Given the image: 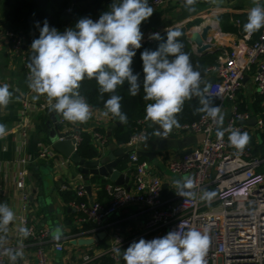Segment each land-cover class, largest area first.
Here are the masks:
<instances>
[{
  "label": "built area",
  "instance_id": "obj_1",
  "mask_svg": "<svg viewBox=\"0 0 264 264\" xmlns=\"http://www.w3.org/2000/svg\"><path fill=\"white\" fill-rule=\"evenodd\" d=\"M170 1L172 0H149V4L154 8H160ZM175 1L185 3V0ZM254 36V33H246L247 43L242 52L234 49L220 56L217 63L207 69L206 74L200 73L201 89H205L209 77H215V83L207 90L206 95L220 107L223 115L226 106L231 105V114L223 122V129L229 131H225L222 139L218 138L216 123L205 113L197 121L180 124L178 128L182 132L200 135L199 143L195 147L168 164L169 173L175 180L191 178L194 181V187L186 189L193 192V196L177 195V188L174 185L175 195L168 199L163 197L162 179L153 174L149 162L142 160L138 155V147L146 146L151 140L148 119H140L139 129L125 143L129 150L130 166L135 171L130 189L108 183L105 189L110 199L108 203H102L95 199L91 201L86 189L87 184L84 182L62 185V191L75 192L73 205L77 212L83 215V221L92 225L93 237L106 230L112 231L108 245H73L80 247L81 250L78 254L70 256L71 253H67L66 242L77 240L82 234L57 240L50 237L47 229L39 230L37 225L30 222L25 212L29 200L25 191L28 160L22 158L19 161L21 168L17 173L16 187L24 211L15 215L16 235L19 239L30 238L33 241L31 245L5 246L1 241L3 231H0V264H7L9 250L22 253V256L18 257L19 264H27L25 255L30 250L34 252L36 264H62L50 261L47 252L49 247L56 253L70 256L68 263L65 264H101L104 257L111 258L115 264H126L123 252L134 239L138 240L148 235H151L152 239L159 238L175 230L183 234L192 228L201 232L207 231L210 237L205 257L206 264H264V153L259 148L263 145L261 138L264 137V117L252 115L249 111H240L237 102L238 94L245 84L243 82L251 74L255 91L259 95H264V27L257 38L254 39ZM3 39L10 42L15 53L23 52L27 46L25 37L10 30H0V40ZM155 41L157 40L147 37L143 43ZM20 102L22 115L32 111L33 103L29 99L22 98ZM87 103L92 111L90 119L95 118L98 108ZM253 117H256L255 125L239 123L240 120L249 121ZM89 120L86 123L68 124L67 120L62 119L60 125L63 131H60V139L72 137L78 148L83 141L82 133ZM230 130L248 133L250 140L242 151L230 144L228 138ZM91 136L98 150L102 151L105 140L101 132L95 129ZM54 155L56 154L51 145H44L40 152L42 158ZM205 190L216 193L210 202L200 198ZM4 194L5 187L0 182V204ZM135 204L143 205L146 214L143 233L132 236L122 229L119 221L109 219L120 210ZM21 227L29 230L27 237L20 234ZM117 248L120 249V255L114 251Z\"/></svg>",
  "mask_w": 264,
  "mask_h": 264
},
{
  "label": "clouds",
  "instance_id": "obj_2",
  "mask_svg": "<svg viewBox=\"0 0 264 264\" xmlns=\"http://www.w3.org/2000/svg\"><path fill=\"white\" fill-rule=\"evenodd\" d=\"M216 4L218 0H209ZM197 0H185V8L195 12ZM253 7L248 11L244 31L254 33L264 27V6L260 0H252ZM154 9L149 0H113L110 10L103 12L99 19L81 18L75 28L63 33L49 27L47 21L40 28L39 38L31 44L33 55L27 67L29 69L28 87L37 95L47 97L50 110L72 123H86L92 111L78 89L85 79H95L99 85L101 97L113 93L105 102V117L111 114L126 122L127 116L121 111V96L114 94L118 86L127 82L129 93L133 96L144 91L143 99L153 101L146 105V117L163 130L166 135L173 127L179 128L177 115L182 111L185 100L193 96L199 98L201 107L196 111L205 113L217 125V137L223 138L224 115L218 105L206 95L207 88L201 89V74L194 70L190 57L182 51L183 44L178 37L179 30L166 29V39L159 33L150 35V39L163 40L155 50L145 49L141 53L144 78L140 82L139 74L131 67L136 49H140L143 39L141 24L153 15ZM171 58V59H170ZM13 93L9 85H0V108L7 107ZM8 134L6 126L0 123V139ZM229 142L242 151L250 137L247 132L230 130ZM177 195L193 196L186 191L194 187V181L186 178L175 180ZM215 192L203 191L202 200L211 201ZM15 214L7 204H0V231L14 220ZM23 237L29 235L26 227L19 229ZM55 239H59L56 236ZM210 245L207 231L192 228L181 234L179 230L170 231L165 236L138 242H132L123 252L126 264H206L205 257ZM120 255V249L114 250ZM22 253L9 250L10 260L15 261Z\"/></svg>",
  "mask_w": 264,
  "mask_h": 264
},
{
  "label": "crops",
  "instance_id": "obj_3",
  "mask_svg": "<svg viewBox=\"0 0 264 264\" xmlns=\"http://www.w3.org/2000/svg\"><path fill=\"white\" fill-rule=\"evenodd\" d=\"M264 6V0H260ZM151 6V5H150ZM252 0H218L216 4L210 3L209 0H197L195 5L196 11L189 12L185 8V3H179L172 0L165 6L154 8L153 15L141 24L143 40L150 37L153 33L166 35V29L178 30L185 29L187 35L190 30L203 25L211 26V34L209 42L212 45V51H219V57L238 49L242 52L246 47V32L244 24L247 22L248 11L253 7ZM81 18L70 23L69 28H75L76 23ZM96 21L95 18H91ZM215 22V23H214ZM217 22V23H216ZM218 26H217V25ZM216 26V27H215ZM219 29V31H218ZM217 36V37H216ZM222 38V39H221ZM222 42V43H221ZM194 50V46L191 43ZM27 47V46H25ZM20 53L12 50L8 40H0V85L8 84L9 91L13 96L7 107L0 108V123L4 124L8 130V134L0 139V160L2 164V173L0 174V182L5 187V194L1 198V204H7L14 214L22 213V201L19 199V191L16 187V179L18 170L21 168L20 159L28 160L27 170L28 177L26 179L25 191L29 196L28 209L25 211L30 218V222L37 225L39 230L47 229L50 237L57 240H63L66 237L82 234L80 239H95L91 233L92 225L83 221V215L77 212L73 205L74 191H62L63 184H90L92 185V197L96 201L102 203L109 202L108 192L102 188L103 182L109 179L98 177L97 181H85L78 168L70 159L58 152L50 139L54 130L63 131L60 121L64 119L62 115L51 111L45 95H40L38 100H33V96L37 95L28 87L29 69L26 63V49ZM195 51V50H194ZM216 51V52H215ZM218 57V60H219ZM217 60V61H218ZM264 61V59H263ZM217 63V62H216ZM256 69V67H254ZM254 73V71H253ZM244 86L238 94V106L242 112L249 111L252 115H264V101L257 102L261 95L257 94L252 83L253 74L246 77ZM27 98L33 103L32 111L27 115H22V104L20 99ZM106 108H98L95 118L89 120L85 129L91 135L95 129L101 132L105 144L102 149L103 153H108L105 146L116 145L128 152L125 144H119L115 138L116 129L119 127L116 120L111 114L105 117L103 112ZM231 105L225 108L224 121L231 114ZM68 124L72 122L67 121ZM148 129L150 132V142L146 145L149 151H154L152 143L156 139V130L152 122L148 119ZM153 129V132H152ZM153 135L151 136V134ZM167 139L171 141H180L179 144L171 145L167 150H159L156 147L155 157H148L153 174L160 176L164 186L163 197L171 198L175 195L174 177L169 173L168 164L171 160L179 159L186 151L195 147L199 143L200 135L192 132H182L178 128L173 129L166 134ZM261 150L264 148V137ZM44 145L53 146L56 155L52 157H40V152ZM96 158V157H95ZM92 158V159H95ZM119 170L130 175V186L133 184L134 175L130 174L132 169L129 159L123 160L119 165ZM121 167H124L123 169ZM144 206L135 204L113 215L109 220L119 221L122 229L132 236L141 235L143 233V224L145 221ZM111 230L102 232L103 238L92 244L83 245H108L111 240ZM145 240H152L151 235L142 237ZM133 240V242H138ZM2 245H31L33 239H19L16 235L15 219L7 226V231H3L1 236ZM74 241V240H72ZM71 242H66L67 253L76 255L81 250ZM50 245V244H48ZM50 261L54 263H68L69 255L59 254L53 251L51 247L47 249ZM25 261L27 264H36V257L33 250L27 251ZM74 259V258H73ZM18 258L15 264L18 263ZM7 264H13L9 255L7 256ZM53 264V263H51Z\"/></svg>",
  "mask_w": 264,
  "mask_h": 264
},
{
  "label": "trees",
  "instance_id": "obj_4",
  "mask_svg": "<svg viewBox=\"0 0 264 264\" xmlns=\"http://www.w3.org/2000/svg\"><path fill=\"white\" fill-rule=\"evenodd\" d=\"M113 0H0V30H10L25 37L27 43V64L30 62L33 55L31 44L34 39L39 38L40 28L43 27L45 21L49 27L56 28L63 33L69 28L70 23L78 18H95L99 19L100 15L110 10V5ZM118 2V0H117ZM182 35L178 37L179 41L183 44L182 51L190 57V62L194 70L199 71L201 74H206L207 69L216 64L219 51L216 53H207L198 55L193 50L191 42L188 40L187 31L185 29H178ZM262 32V28L254 32V39L257 38ZM166 39V35L162 36ZM163 40H157L153 43H142L140 49H136V55L133 57L131 65L134 74H139L140 82L144 78L143 66L141 60V53L145 50H155ZM171 59V58H170ZM80 95L95 108H105V102L110 98L113 93H105L103 97L99 92V85L95 79L85 78L78 89ZM122 97L121 111L126 114L127 120L116 129L115 138L119 144H125L129 141L130 137L139 129L138 121L146 117V105L153 103V101H146L143 99L144 91L141 85L140 91L137 95L133 96L129 93V86L127 82L124 85L118 86L114 93ZM264 95L258 98L257 102H263ZM201 107L199 98L193 96L189 100H185L182 111L177 115L179 124L192 123L197 121L203 113L196 111ZM264 117V115H261ZM120 121L119 118L114 117ZM153 132V129H152ZM153 133L151 134V136ZM83 141L78 147L79 154L85 159H92L98 156L99 151L94 143V138L88 131L82 133ZM258 151V148L256 152ZM264 153V148L262 149ZM142 160L146 158L142 157ZM120 167V166H119ZM122 169L124 167H121ZM130 174L134 175V169L130 170ZM98 177L92 178L93 183L97 181ZM109 181L103 182L104 191L105 186ZM71 196L69 199H75ZM101 264H115L109 257H104Z\"/></svg>",
  "mask_w": 264,
  "mask_h": 264
},
{
  "label": "water",
  "instance_id": "obj_5",
  "mask_svg": "<svg viewBox=\"0 0 264 264\" xmlns=\"http://www.w3.org/2000/svg\"><path fill=\"white\" fill-rule=\"evenodd\" d=\"M78 0H74V3H77ZM211 34V26L203 25L198 30H190L188 33V40L193 44L194 50L198 55H204L212 50V45L209 42ZM27 48V47H25ZM216 52V51H215ZM215 83V77L211 76L207 79L205 88L210 90L212 85ZM152 122V121H151ZM256 117H253L251 120H240V124L246 125H255ZM118 126H121L123 122H116ZM153 126L156 130V139L152 143L154 151H149L146 146L138 147V155L140 157H148L152 159L156 154V147L159 145V150H167L171 147V145L179 144L180 141H171L167 139V136L163 134V130L159 128L154 122H152ZM50 139L53 143L54 148L62 153L65 157L69 158L70 161L75 164L78 168L79 174L83 177L85 181H90L94 177H103L109 179L113 184L118 186H124L127 189H130L131 186L129 184L130 175L119 170V165L123 160L129 159V151L125 152L123 148H119L116 145H109V143L105 146L108 148V153H103V151H99L98 156L95 159H85L83 158L79 152L78 148H76V141L72 137H67L64 140L60 139V131L54 130L51 133ZM87 192L90 196L91 201H93L92 197V185L88 184L86 186ZM103 238L102 234H99L95 237V239H80L78 241H72L73 244H79L82 246L83 244H92L97 240Z\"/></svg>",
  "mask_w": 264,
  "mask_h": 264
},
{
  "label": "bare ground",
  "instance_id": "obj_6",
  "mask_svg": "<svg viewBox=\"0 0 264 264\" xmlns=\"http://www.w3.org/2000/svg\"><path fill=\"white\" fill-rule=\"evenodd\" d=\"M215 23V22H214ZM217 23V22H216ZM210 25V24H209ZM217 25V24H216ZM218 26V25H217ZM216 27V26H215ZM199 28L198 27H196L195 29H193V30H198ZM218 31H219V29H218ZM217 37V36H216ZM222 39V38H221ZM222 43V42H221Z\"/></svg>",
  "mask_w": 264,
  "mask_h": 264
}]
</instances>
